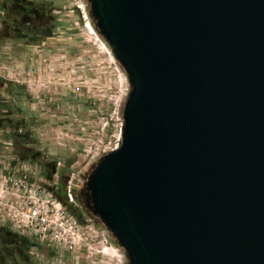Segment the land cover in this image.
<instances>
[{"label": "water", "instance_id": "water-1", "mask_svg": "<svg viewBox=\"0 0 264 264\" xmlns=\"http://www.w3.org/2000/svg\"><path fill=\"white\" fill-rule=\"evenodd\" d=\"M130 87L89 207L128 264H264V0H88Z\"/></svg>", "mask_w": 264, "mask_h": 264}, {"label": "rangeland", "instance_id": "rangeland-1", "mask_svg": "<svg viewBox=\"0 0 264 264\" xmlns=\"http://www.w3.org/2000/svg\"><path fill=\"white\" fill-rule=\"evenodd\" d=\"M81 1L100 35L88 0ZM85 23L75 0H0V134L9 141L2 147L6 158L56 170L57 197L78 221L98 228L103 223L89 207L85 182L100 157L118 144L130 83ZM16 147L28 152L20 156ZM70 178L71 201L63 196ZM107 237L116 243L109 230ZM121 250L116 264H128ZM39 263L107 264L99 255L73 261L66 251L33 244L0 225V264Z\"/></svg>", "mask_w": 264, "mask_h": 264}, {"label": "built area", "instance_id": "built-area-1", "mask_svg": "<svg viewBox=\"0 0 264 264\" xmlns=\"http://www.w3.org/2000/svg\"><path fill=\"white\" fill-rule=\"evenodd\" d=\"M75 1L87 22L84 4ZM90 35L94 40H102L94 29H90ZM7 143L0 134V225L33 244L66 251L73 261L82 256L91 260L99 255L107 264L119 262L121 247L108 239L104 224L97 228L88 220L78 221L57 197V171L45 176L40 166L26 159L6 158L2 147ZM72 188L71 178L67 179L63 196L69 201L73 200Z\"/></svg>", "mask_w": 264, "mask_h": 264}, {"label": "trees", "instance_id": "trees-1", "mask_svg": "<svg viewBox=\"0 0 264 264\" xmlns=\"http://www.w3.org/2000/svg\"><path fill=\"white\" fill-rule=\"evenodd\" d=\"M25 150H23V149H20L19 147H16V149H15V151L14 152H16V153H19V155L20 156H23V155H26V152H28L27 150H26V148H24ZM43 173H44V175L45 176H50L51 175V173H52V169H43ZM1 226H3V225H1ZM5 227V226H4ZM6 228V227H5ZM7 229V228H6ZM8 230V229H7ZM9 231V230H8ZM12 235L14 234V235H16V236H18V237H22V236H19V235H17V234H15V233H13V232H11V231H9ZM23 239H25V240H27V241H29L28 239H26L25 237H22ZM30 242V241H29Z\"/></svg>", "mask_w": 264, "mask_h": 264}, {"label": "bare ground", "instance_id": "bare-ground-1", "mask_svg": "<svg viewBox=\"0 0 264 264\" xmlns=\"http://www.w3.org/2000/svg\"><path fill=\"white\" fill-rule=\"evenodd\" d=\"M85 26H86L88 32L90 33V29H93V28H92L91 24L89 23V21H87V22L85 23ZM95 41H96V40H95ZM97 41H98L99 47H100L101 49L105 50V51L110 55V58H113V57H114L113 52L111 51V49H109V48L106 46L105 43H103L104 41L102 40V41H103V42H102V41H100V39H98ZM97 41H96V43H97ZM120 78H121V77H120Z\"/></svg>", "mask_w": 264, "mask_h": 264}]
</instances>
